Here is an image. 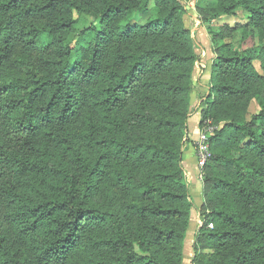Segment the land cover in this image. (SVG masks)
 <instances>
[{"label":"trees","instance_id":"trees-1","mask_svg":"<svg viewBox=\"0 0 264 264\" xmlns=\"http://www.w3.org/2000/svg\"><path fill=\"white\" fill-rule=\"evenodd\" d=\"M152 1L158 14L133 24ZM174 1L0 0V264H70L80 247L89 264H182L194 57ZM213 5L203 20L245 10L244 38L262 30L264 0ZM73 12L99 22L76 47L58 38ZM217 52L200 125L223 127L209 137L192 247L200 264H264V94L250 95L264 45ZM251 99L260 110L247 122Z\"/></svg>","mask_w":264,"mask_h":264},{"label":"rangeland","instance_id":"rangeland-1","mask_svg":"<svg viewBox=\"0 0 264 264\" xmlns=\"http://www.w3.org/2000/svg\"><path fill=\"white\" fill-rule=\"evenodd\" d=\"M176 2V3H175ZM216 0H176L174 3L181 10V22L184 30L189 32V40L184 42H178L183 48L189 46L192 56L194 57V63L192 69L189 72V94L188 104L186 110L189 113L188 124V138L190 142L187 144L189 147L185 149L183 158V168L188 171L189 178L191 180L190 189L192 191L191 196L194 202V208L191 215L190 227L187 230V237L183 248L182 264H200L196 260V253L192 244L194 243L195 233L199 229L200 222L206 219L202 215V208H204V191H205V179L200 180L198 162H197V136L200 135L202 129L200 122L202 121L204 112V101L205 97L210 94V88L212 83L213 67L217 60V47L223 45H230L232 52H243L249 49H258L264 45V22L261 25L262 30L255 29L254 32L244 38L243 26L247 25L248 14L245 10L236 11L234 16H221L219 19L203 20L204 13L203 8L206 11L215 4ZM215 6V5H213ZM159 8L156 6L155 1H152L149 12L144 15H136L133 19V24L145 25L149 18L155 16L159 12ZM170 8L167 10V14ZM74 21L76 24L70 33H62L58 35L66 43L70 44L71 47H76L79 41L80 34L85 29L92 25H98L99 22L85 14L74 13ZM165 15V12H164ZM210 18V17H207ZM250 29V28H249ZM178 44H171L170 42L163 43V47L166 49L179 48ZM57 45L54 44L52 47L47 49L44 54L42 52L37 53L38 57L41 54L44 56L41 58L52 59L56 56ZM256 68L262 76H264V65L259 60L256 61ZM173 80V79H172ZM255 89L250 92V95L254 93V90H259L264 94V77L261 81L255 84ZM260 110L259 104L256 99L249 101L247 109V122H250L251 117L257 114ZM157 114V113H156ZM215 127V128H214ZM212 129H219L223 127L222 123H218ZM148 130V128H146ZM153 130L149 126V133H153ZM197 139V140H196ZM186 145V146H187ZM189 150V153H188ZM188 168V169H186ZM94 201L99 203L104 209L108 206L109 201L102 194H97ZM210 228L213 225L209 226ZM208 249H201L200 253H209ZM70 264H89V261L83 255V247L75 253Z\"/></svg>","mask_w":264,"mask_h":264},{"label":"built area","instance_id":"built-area-1","mask_svg":"<svg viewBox=\"0 0 264 264\" xmlns=\"http://www.w3.org/2000/svg\"><path fill=\"white\" fill-rule=\"evenodd\" d=\"M208 124V123H205ZM214 129L210 127H205L197 140V152H198V170H199V176L200 180L204 178V169L211 159V150H210V145H209V137L213 134Z\"/></svg>","mask_w":264,"mask_h":264},{"label":"crops","instance_id":"crops-1","mask_svg":"<svg viewBox=\"0 0 264 264\" xmlns=\"http://www.w3.org/2000/svg\"><path fill=\"white\" fill-rule=\"evenodd\" d=\"M188 153H189V150H188ZM186 169H188V168H186ZM189 170V169H188Z\"/></svg>","mask_w":264,"mask_h":264}]
</instances>
